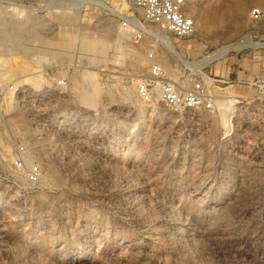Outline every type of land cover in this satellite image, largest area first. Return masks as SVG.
I'll return each mask as SVG.
<instances>
[{
	"label": "rangeland",
	"instance_id": "obj_1",
	"mask_svg": "<svg viewBox=\"0 0 264 264\" xmlns=\"http://www.w3.org/2000/svg\"><path fill=\"white\" fill-rule=\"evenodd\" d=\"M48 1L38 12L45 0H0V66L12 71L0 72V85L44 84L5 126L29 142L47 175L30 185L0 163V264H264V142L242 156L238 135L217 139L227 125L224 92L248 89L220 90L213 113L178 112L137 92L152 49L173 82L222 74L229 51L194 61L244 39L251 11L264 4L194 0L204 15L195 34L169 33L179 57L152 23L155 36L140 40L123 28L135 11L127 0ZM45 61L50 78L40 72ZM87 71L100 86L94 102L77 83ZM55 111L66 119L51 120Z\"/></svg>",
	"mask_w": 264,
	"mask_h": 264
},
{
	"label": "built area",
	"instance_id": "obj_2",
	"mask_svg": "<svg viewBox=\"0 0 264 264\" xmlns=\"http://www.w3.org/2000/svg\"><path fill=\"white\" fill-rule=\"evenodd\" d=\"M135 9L133 14L124 16L122 26L127 31H132L137 40L146 36L154 37L155 33L149 28V22L158 24L163 30L171 33L179 39L192 37L196 32V24L193 18L185 13L187 0H127ZM49 1L45 5H37L38 12L46 11ZM138 13V14H137ZM247 38L255 40L257 46H249L238 51H231L230 55L251 56L264 54V6L255 7L251 11V24ZM150 64L144 78L138 84L137 92L141 99L150 100L154 97L165 108L178 112L205 110L215 112L218 106V99L221 97L220 90L229 87H241L248 89L247 94L224 92V97L234 99V109L228 118L226 128L221 134L220 142L228 143L236 135L241 139L240 153L245 155H257L258 142H264V70L261 72H245L235 78L208 74L207 78L201 76L187 86L173 82L158 59L155 50L152 49L148 55ZM43 69L40 70L42 78H50L48 62L45 61ZM188 68V67H187ZM190 71L194 69L188 68ZM197 70V69H196ZM203 73V71H201ZM207 75V74H205ZM56 85L67 90L68 80L59 78ZM45 83V82H44ZM225 86V87H223ZM44 84H27L23 82H12L8 85H0V163H10L18 174L25 177L30 184L40 182L43 171L39 163L31 158L29 142L22 140L19 136L11 135L5 124L7 121L18 115L22 104H32L33 99L43 90ZM35 113L31 119H35ZM51 120L66 119L61 112L49 113ZM247 126L244 129V124ZM255 127H257L256 130ZM6 141L10 142L7 149ZM247 149H249L247 151ZM248 157V156H247Z\"/></svg>",
	"mask_w": 264,
	"mask_h": 264
},
{
	"label": "bare ground",
	"instance_id": "obj_3",
	"mask_svg": "<svg viewBox=\"0 0 264 264\" xmlns=\"http://www.w3.org/2000/svg\"><path fill=\"white\" fill-rule=\"evenodd\" d=\"M263 4H264V0H258L257 5H263ZM198 7L199 6H197V4L194 2V0H187V5H186L185 13H186L187 16H189V17H191V18L194 19L195 24H196V28H197L198 22H200L204 18V15H203L202 11L199 10ZM236 16H237V14H236ZM238 16H240V15L238 14ZM250 20H251V17H250ZM236 21H237V19H236ZM152 24L154 25V27L156 28V30L161 33V36L162 37L163 36L165 37V42H166L168 48L172 49L179 57H182V54L178 50V46H176L175 42L172 40L171 35L167 31L163 30L160 25L155 24V23H152ZM221 33H223V32H221ZM248 34H249L248 32L245 34L244 39L241 38L242 41H241V39H239V40L237 39L236 41L225 42V43H219V44H217V49L213 53H210L209 55H205L200 60H195L194 63L196 64V66L207 65L208 63L212 62L216 58H219L221 56H224L228 51L230 53L231 51H238V50H241V49L246 48V47H249V46H257L258 43L255 40L250 39V38H247L248 37ZM223 35L225 36V37L223 36V38H227L226 36H229V33L226 32ZM220 36L222 37V34ZM84 46L85 47H92V48L100 49V50H104L105 49V45L104 44L96 45V44H91L88 41H85L84 42ZM136 58L138 59L137 60V65H141V63H143L142 60L140 61L139 56H137V55H136ZM3 59L5 60V58H3ZM6 69H4L3 67L0 66V72L3 71L5 73V75L8 72L9 73L12 72V71H6ZM28 69H30V68H28ZM95 75L96 74L94 72L87 71V72H85V74H83L82 78L77 81V83H80L81 84L80 87H81V95H82V98L85 101H88V102H94L95 98L98 97L99 94H101L100 93V86L97 83V81L94 80V76ZM226 99H229V100H225L223 102L224 105L222 104V108L221 109H222L223 114L229 118V116L232 113L235 105H234V99L233 98H227L226 97ZM228 118L226 119L227 122H228ZM227 122H226V124H227ZM43 177L46 178L47 175L44 174Z\"/></svg>",
	"mask_w": 264,
	"mask_h": 264
},
{
	"label": "crops",
	"instance_id": "obj_4",
	"mask_svg": "<svg viewBox=\"0 0 264 264\" xmlns=\"http://www.w3.org/2000/svg\"><path fill=\"white\" fill-rule=\"evenodd\" d=\"M223 61L221 65L223 72L216 75L235 78L245 72H262L264 70V59L260 55L237 56L236 58L229 56Z\"/></svg>",
	"mask_w": 264,
	"mask_h": 264
}]
</instances>
